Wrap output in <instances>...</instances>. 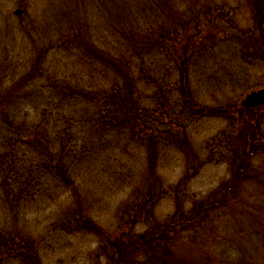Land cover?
I'll use <instances>...</instances> for the list:
<instances>
[{"label": "trees", "instance_id": "1", "mask_svg": "<svg viewBox=\"0 0 264 264\" xmlns=\"http://www.w3.org/2000/svg\"><path fill=\"white\" fill-rule=\"evenodd\" d=\"M245 1L251 17L250 25L244 29L246 38L235 35L239 29L235 8L229 6L226 9L227 4L220 5L214 0H22L19 3L26 13V19L23 15L17 24L8 28L7 36H13V41L4 39L0 44V54L6 58L4 67L0 66V255L3 263L17 261L19 264H43L42 250L31 231L28 214L51 189L50 184L77 195L75 209H71L65 219H61L60 228L69 234L87 232L100 238L102 244L98 256L104 257L105 263L100 261L97 264H206L205 261L212 257L213 249L199 246L207 251L204 254L207 257H201L204 261L201 258L199 261L192 260L187 255L171 256L168 244L170 235L187 230L194 224L205 223L204 218L219 209L224 211L216 213L221 220L232 216L229 224L222 223L225 237L233 236V231L242 227V221L238 220V215H245L246 205L242 194L249 182L255 176H260L253 160L264 148L261 130L264 109L200 105L190 84L189 69L197 64L193 57L200 54L207 56V46L212 39L221 40L226 31L229 36L222 42H227L229 51L235 50L244 62L252 65L259 62L264 67V0ZM146 18L152 19L154 30L141 35L139 21ZM103 25L108 28L107 37L99 33ZM17 35L23 37L18 45ZM121 36L130 41L127 49L117 45ZM168 45L172 47L168 48ZM18 48L24 54H17L16 57ZM164 52H167L165 57L168 63L172 61L178 66L177 69L173 67V71L180 73L178 84L184 98L173 99L175 96L172 93L171 99L161 101L156 94L154 105L146 107L142 103L143 98L136 95L140 92L139 84H147L144 56L150 62L158 53ZM58 53H63L74 65L78 64L83 69L87 67L96 73L106 68L107 72L112 70L115 75L124 77L123 86L119 82L115 83L119 90L125 89L127 93L126 104L123 99L119 102L121 110H118L122 117L103 113L109 109L108 100L116 92L101 97L100 93H90L80 82L73 83L67 74L56 72L50 63V56ZM136 57L142 61V66H137V72L133 70ZM13 63L16 65L11 67ZM101 64L103 68L99 67ZM91 71L88 73L92 74ZM17 74H20L19 82L15 80ZM151 74V79L157 80V69ZM85 75L81 76L82 81H85ZM45 76L52 79L60 93L68 92L66 94L70 103L80 101L87 104L89 99L95 103L100 109L97 112L100 114L97 117L100 125L120 129L128 125L132 136L143 138L137 141L146 143L154 151L159 144H162L164 151L173 148L186 151L187 147L183 145L189 144L188 126L192 122L209 117L228 118L231 129L215 137L212 154L204 161L211 162L216 156L218 161L230 163L231 177L220 188L219 200L194 201L190 209L185 208L186 202L182 200L183 205L177 204L173 216L159 221L156 218L158 203L166 195L177 191V186L149 189L144 197L135 195L134 201L126 205L121 213L122 226L114 233L103 229L85 215L82 202L79 201L83 186L79 185L77 172L82 169L88 156L98 152L97 146L86 144L81 147L80 153L78 150L69 151L70 144L69 141L65 143L64 135L68 134L69 137L73 134L70 124V129L59 133L53 120L58 122L60 119L51 118V115L42 112L30 120L21 113V106L27 102L22 91L25 82L35 78L40 80ZM9 77H13V84H9ZM148 85H152V81ZM158 102L161 107H157ZM147 109H152L149 110L152 114L149 121L144 116ZM161 109L162 113H178L179 118L158 123ZM184 112L190 116L182 118ZM87 114L93 116L95 113L88 110ZM174 121L177 127L183 125V128L176 131L169 126ZM184 121L189 122V125H185ZM68 123L65 119L64 124ZM30 128L35 129L33 134L27 132ZM83 133L79 131L75 134ZM73 138L70 137L71 140ZM188 156L192 162L187 163L188 174L180 181V185L187 184L192 174L204 164L196 153H188ZM153 164L149 162L148 177L151 179L155 176L157 179ZM86 167L89 169L90 165ZM226 209L231 210L232 214L227 213ZM138 224L149 227L144 238L135 231ZM227 245L230 249L233 244ZM228 249L222 251L226 260Z\"/></svg>", "mask_w": 264, "mask_h": 264}, {"label": "rangeland", "instance_id": "2", "mask_svg": "<svg viewBox=\"0 0 264 264\" xmlns=\"http://www.w3.org/2000/svg\"><path fill=\"white\" fill-rule=\"evenodd\" d=\"M20 2L22 0H0V44L4 42V39L13 41V36H7L8 28L17 24L21 16L24 15V19H26L25 12L22 15L15 14L16 9L22 8L19 5ZM214 2L220 5L227 4L226 9L229 6L235 8L239 28L235 35L246 38L244 29L248 28L251 19L249 10L245 5L246 1L214 0ZM38 17L44 19L40 15ZM139 23H141V35L154 30L152 19L146 18L140 20ZM107 29V26L103 25L99 33L107 37ZM228 36L229 32L226 31L222 34L221 40L213 38L207 46L209 54L205 57L201 54L197 55L198 57H193L197 64L196 66L192 65L189 69L190 84L195 92L194 96L198 103L205 107L235 108L236 105L243 107L241 100L248 92L264 87L263 65L259 62L255 65L244 62L235 50L229 51L227 42H222V39ZM109 38L111 41L113 40L112 36ZM16 40L17 45L21 43L23 41L22 35H17ZM237 43L240 44L238 38ZM129 44L130 41L123 36L117 41V45L124 49H127ZM169 47L172 45H168ZM21 53L24 54L18 48L15 56L17 57V54ZM158 54L150 62L148 57L144 56L145 63L143 66L147 84H139L140 92L136 95L143 98L142 103L146 107L154 105L156 94L160 96L161 101L171 99L172 93L175 96L173 99L176 97V99L184 98L182 91L179 90L180 84H178L180 73L177 70L173 71V67L177 69L178 66L172 61L168 63L167 52ZM137 59L138 57L135 59V68L133 69L135 72H137L138 65L142 66V61ZM5 61V55L0 54V66L4 67L3 62ZM50 63L56 72L67 74L73 83L80 82L84 88H88L86 90L91 91L90 93H100L102 97L108 93L116 92L111 100H108L110 101L107 103L109 109H105L103 113L122 117L118 110L120 109L119 102L123 99L126 104L127 93L125 89L119 90L115 83L119 82L123 86L124 77L115 75L112 70L107 72L106 68L96 73L87 67L83 69L78 64L74 65V62L67 59L63 53L51 54ZM13 65L16 64L13 63L11 67ZM99 67L103 68V65L101 64ZM156 69L155 79L157 80H153L151 79L153 78L151 71L155 73ZM90 71L92 74L88 73ZM227 72H231V74ZM83 74H86L84 76L85 81L80 79ZM19 76L20 74L15 76V80L18 82ZM39 79L36 80L35 78L25 82L22 91L25 93L27 99L25 101L27 102L21 106V113L28 116L30 120L42 112L51 115V118L60 119L58 122L53 120L59 133L70 129L71 125L73 134L69 137L68 134L64 135L65 143L69 141L70 144L69 151L78 150L80 153L81 147L86 144L97 146L98 152L88 156L85 164L81 166L82 169L77 172L79 185L83 186L79 201L82 202L85 215L103 229L114 233L122 226L121 213L126 205L134 201L135 195L144 197V193L149 189H169V186H177L175 188L177 191L166 195L158 203L156 218L159 221L173 216L176 213L177 204H182L183 201L186 202L185 208L190 209L194 201L199 203V200L202 199L209 202L219 200L220 188L231 177L230 163L224 160L218 161L216 156L211 162L205 163L204 161L212 154L215 137L223 135L228 129H231L228 118L219 116L201 118L190 125L189 122L184 121L185 125H189L188 131H190L189 144L183 145L187 147V150L181 151L179 148H173L171 151H164L162 144H159L154 151L149 149L146 143L138 142V139L143 140V138H134L130 133L131 128L127 124L121 129L111 125H100L97 121V117H100L97 112L100 109L90 99L87 104L80 101L70 103L66 94L68 92L60 93V90L53 85L51 78L45 76ZM150 81H152V85H148ZM9 84H13V77H9ZM119 88L121 87L119 86ZM86 100L83 99V101ZM159 102L157 107H161ZM255 108L264 109V106ZM88 110L95 113L94 117L87 114ZM149 110L144 112L145 119L148 121L152 118ZM189 116V113L184 112L181 117ZM170 118L178 119L179 114L162 113L161 109L159 120H157L158 123H168ZM65 119L69 122L66 125L64 124ZM175 122L169 126L174 127L176 131L181 130L183 125L177 127ZM150 124L152 125L153 121ZM261 130L264 134V118L261 123ZM79 131L84 133L75 134ZM27 132L33 134L35 129L30 128ZM85 133L90 134V136ZM53 134L56 136V133ZM70 137L74 138L71 140ZM191 152L196 153L199 161L204 164L198 167V172L192 174L187 184L180 185V181L188 174L189 166L187 163L192 162L188 153ZM150 161L154 163L153 166L156 168L157 179L155 176L151 179L148 177ZM87 165H90L89 169H87ZM253 165L259 168L258 174L260 176H255L242 194L246 205L245 215H238V220L242 221V227L236 228L233 231V236L225 237L222 223L229 224L232 216H227L225 220H221L216 213H224L223 210L211 212L209 217L204 218L205 223L194 224L187 230L170 235L171 239L168 244L171 256L186 257L187 255L190 259L199 261L201 257H207L204 256L207 251L199 248V246H204L207 250L213 249L212 257L208 258L209 261H205L206 264H264V148L255 156ZM53 186L54 184H50L51 189L30 209L28 214L31 231L42 250L43 264H97L100 261L105 263V258L98 256L102 244L100 238L92 233L69 234L61 230V219L71 209L72 211L75 209L78 197L71 191L66 192L63 188H54ZM236 202L238 201L236 200ZM226 212L232 214L229 209H226ZM254 217L260 221L254 220ZM148 228V225L138 224L135 231L138 235H143ZM191 235L194 236L193 239L190 238ZM227 244L233 245L228 249ZM226 249H228L227 260L225 254L222 253ZM201 260L204 261L202 258ZM0 264H6L1 261V255ZM7 264L19 263L15 261Z\"/></svg>", "mask_w": 264, "mask_h": 264}, {"label": "water", "instance_id": "3", "mask_svg": "<svg viewBox=\"0 0 264 264\" xmlns=\"http://www.w3.org/2000/svg\"><path fill=\"white\" fill-rule=\"evenodd\" d=\"M23 9L18 8L15 10V14H23ZM241 105L245 108H254L258 106H264V87L258 90L249 92L241 101ZM145 235H143V238Z\"/></svg>", "mask_w": 264, "mask_h": 264}]
</instances>
